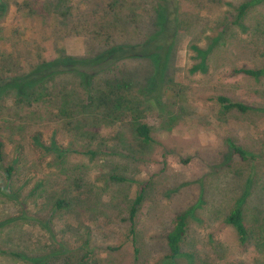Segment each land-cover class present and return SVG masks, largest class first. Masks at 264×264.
Masks as SVG:
<instances>
[{"label":"rangeland","instance_id":"obj_1","mask_svg":"<svg viewBox=\"0 0 264 264\" xmlns=\"http://www.w3.org/2000/svg\"><path fill=\"white\" fill-rule=\"evenodd\" d=\"M155 1L0 0V78L61 54L85 60L135 45L160 30ZM244 1L251 5L236 22ZM169 11L158 81L149 57L89 68L92 87L103 92L107 80H120V92L139 101L132 112L77 123L69 110L60 113L63 91L82 97L78 72L47 82L40 107L17 103L12 91L0 98V140L21 196L0 197V220L29 216L0 229V264H29V256L48 258L43 264H165L166 235L186 210L180 264H264L255 245L264 242V75L234 71L264 67V0H174ZM217 95L251 109H225ZM133 116L150 126L149 143L134 132ZM139 192L135 253L128 212ZM60 198L67 207L55 208ZM237 204L258 231L246 245L226 219Z\"/></svg>","mask_w":264,"mask_h":264},{"label":"trees","instance_id":"obj_2","mask_svg":"<svg viewBox=\"0 0 264 264\" xmlns=\"http://www.w3.org/2000/svg\"><path fill=\"white\" fill-rule=\"evenodd\" d=\"M174 3V0H156L154 6V12L156 11L158 17V26L160 27V32L158 31L155 34H151L149 38L136 43L135 45H113L105 50L104 53L82 60L77 57H72L68 55H60L59 57L41 60L36 62L34 66H32L27 72L13 75L9 78H0V98L5 96V93L8 91L14 92L17 97V103H24L27 105L36 104L39 106L38 100L42 97L44 92L47 90V82L50 80L56 79L58 76L66 75L70 73L78 72L80 74V79L82 80V97L74 91H63L61 97V103L59 107V112H67L66 117H71L72 121L77 123V120L81 118L83 115H89L94 113L95 117L100 116V119H108L107 117H103L101 115H112L114 110H128V112H132L134 106L139 103L137 100L136 103H133L134 96L132 99L129 98L130 94L122 93L120 90L122 89L120 85V80L114 78L113 80H107L105 84L110 89L107 92H103L101 89L96 87H92V80L94 75L89 74V68H92L94 65L99 63L100 61L106 62H116L120 59L130 58V57H149L153 63L155 64V81H158L163 74L164 64L167 59L166 50L159 44V36H163L165 30L169 27L170 14L169 11L170 4ZM250 1L242 2L237 8V18L236 22H238L245 15L246 11L250 7ZM4 4L0 2V9L3 10ZM160 24V25H159ZM156 26V27H158ZM162 38H160L161 40ZM157 43V44H156ZM92 70V69H91ZM235 72L242 73L246 76L251 77H260L264 75V67L262 68H235ZM45 88V89H44ZM125 88V87H124ZM215 100L221 104L225 109L236 108L241 112L248 111L251 109V106L242 103L240 101H232L230 98L224 95H217ZM141 112V111H140ZM140 116L131 117V123L134 127V132L142 140L144 143H149L151 138V128L144 121H140ZM102 121V120H101ZM35 141L37 142L38 136H35ZM42 142H39L41 144ZM43 144V143H42ZM41 144V145H42ZM230 147L238 153L241 157H245V151L242 147L234 144L233 142H229ZM51 149L54 151H58L59 154H64L65 150L61 148L60 145H57L55 141L51 142ZM94 154V151H90ZM89 152V153H90ZM85 153H87L85 151ZM0 171L3 177L4 189H0V197H6L8 200H3V202L7 201H18L19 191H15L14 185V166L9 163H5L4 157V144L2 140H0ZM114 178V177H112ZM142 193L139 192L135 199L133 200L131 207L128 212V221L130 227V234L132 236L131 242L134 246V252L138 253V248L136 246V232H135V216L137 213V205L140 204L142 200ZM68 202L64 198H60L55 201V208H65L68 206ZM21 205H24L21 202ZM190 210H186L182 213H179L175 216L174 225L172 229L166 235V243L169 250L168 255L165 258V264H180L179 257L182 256V248L181 244L184 240L187 231V216ZM34 216V215H33ZM28 215H23L22 218L5 216L3 220H0V229L8 227L9 225L18 224L21 220L28 219ZM227 222L233 227L238 241L241 244H248L250 240H258V231H250L245 222V217L243 214V210L239 204L235 205L229 212L226 217ZM260 242H257L255 245L259 244L258 251L261 252L257 254V257H264V242L259 238ZM11 255L20 256L18 252L11 248ZM27 260L29 264H40L47 261L48 258H41V256L33 257L29 256V258H24Z\"/></svg>","mask_w":264,"mask_h":264}]
</instances>
